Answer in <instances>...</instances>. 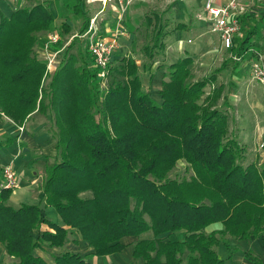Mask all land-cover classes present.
Masks as SVG:
<instances>
[{
  "label": "trees",
  "instance_id": "obj_1",
  "mask_svg": "<svg viewBox=\"0 0 264 264\" xmlns=\"http://www.w3.org/2000/svg\"><path fill=\"white\" fill-rule=\"evenodd\" d=\"M27 1L32 5L9 17L0 10V113L19 127L35 119L47 125L58 161L43 198L63 225L45 218L38 204L8 205L14 190H4L0 243L16 261L0 264H91L66 250L76 236L98 256L122 252L128 246L123 240L134 238L133 256L144 264H232L218 254L228 238H264V168L242 164L240 142L230 138L223 107L228 102L221 105L227 91L219 74L232 57L197 81L191 56L173 62L158 103L144 90L138 62L128 54L116 61L114 56L105 80L92 68L95 59L83 37L92 19L87 3H67V22L58 24L54 0ZM154 15L146 17L153 29L152 43L143 48L150 62L146 71L166 48L171 26ZM240 25L227 52L246 61L259 57L262 46L254 39L263 40L264 15L245 14ZM186 28L180 23L174 29ZM53 33L61 36L59 47L69 43L65 34L72 40L57 71L46 75L42 49ZM240 65L235 62V70ZM181 160L191 174L172 178ZM0 177L2 182V172ZM177 234H185V241L170 239ZM45 248L60 253L49 262L36 254ZM247 258L263 264L252 254Z\"/></svg>",
  "mask_w": 264,
  "mask_h": 264
},
{
  "label": "rangeland",
  "instance_id": "obj_2",
  "mask_svg": "<svg viewBox=\"0 0 264 264\" xmlns=\"http://www.w3.org/2000/svg\"><path fill=\"white\" fill-rule=\"evenodd\" d=\"M79 1L82 2L80 5L81 8H83V5L87 3V1L91 2V0H54L55 6H52V10L58 14V24L67 22L69 14L67 3L73 7L74 4L77 5ZM223 1L224 0H214V5L216 7H221L224 4ZM243 1L249 3L250 7L254 5L253 0ZM206 2L207 0H132L128 7L124 4L123 8L119 10V8L114 5L105 8L102 0H96L94 3H89L87 7L90 10L91 16L95 14L98 16V22L101 24L102 29L108 26L111 27L112 24L114 28L117 26L121 29L122 35L119 37V50L117 52L118 54L116 53L115 61L125 54L135 59L140 68L144 90L158 103L162 102L159 92L162 83L166 80L168 67L173 62L186 56H191L194 61H196L193 68V77L194 80L197 81L216 73L217 70L222 67L223 63H225V60L231 56L232 61H230L226 70L219 74L220 82L226 85L227 92H225V97L221 105L224 101L228 102V104L226 103L223 107L228 109L227 111L230 116V138H234L240 142L243 150L241 162L244 166L255 163L259 168L263 169L264 85L253 80L249 69H241L240 71L244 70V73L239 77L238 71L235 70V62L241 63L244 60L236 61L235 58L239 57H235V54L230 55V53L227 52L221 44L219 35L212 33L210 28L206 27V25L204 27L202 26V21L206 18L207 13L205 10ZM30 5H32V3L27 0H1L0 10L4 15L9 17L17 8ZM263 6H260V4L255 5L254 8L256 13L253 11L254 14L252 18H258L264 15L261 11ZM102 8L105 9H103L102 12H98ZM155 13L163 15L164 19L170 20L171 26L166 30L168 34L163 40L166 48L162 52L159 51L160 56H156L153 69L151 71H146L144 70V65L148 63L149 60L143 53V48L145 45L151 44L153 40V29L148 28L146 17H154ZM180 23L185 24L187 28L182 30L174 29L175 25ZM207 23L209 22L207 21ZM74 25H76V20L72 23V26ZM134 30L137 32L132 33ZM55 31L60 34V30ZM113 32H115V30ZM70 35L71 34H65V39L71 41L72 38ZM262 39V41H260L259 38L254 39L262 46L260 49L262 50L260 52L261 54L264 52V32ZM189 40H191V42H189ZM61 58L59 62H61ZM249 64L250 63L247 64V67ZM92 68H96L95 63L92 65ZM46 84L47 83H45V85ZM101 88L104 90V88H106L105 84L101 85ZM211 88L212 87H208L206 92H210ZM227 93L229 95H227ZM47 130L49 129L47 128ZM54 144L56 145V141ZM54 148L51 152H54ZM57 161L58 158L56 154L48 160V166L52 163L53 165L56 164ZM33 162V160H30V164L28 165H24V163H21V165L20 162L12 164L16 179H20V183L24 180L27 183L30 182V186L16 187L7 203L15 209L25 204H38L41 210L45 209L46 218L48 220L63 225L58 212L53 206H47L43 198L44 182L46 178L50 176L52 165L48 167L46 177L45 169ZM187 167L188 164L186 162L183 160L179 161L175 171L171 174L172 178L181 180L182 178L189 177L191 173ZM177 235L183 236L182 234ZM171 239L175 240L177 238L172 237ZM218 250L222 258H228V256H230L228 260L232 264H251L250 261L247 260V255L251 254L264 262V238H253L248 241H237L228 238L226 243L222 244ZM110 258L117 261L116 256H111Z\"/></svg>",
  "mask_w": 264,
  "mask_h": 264
},
{
  "label": "crops",
  "instance_id": "obj_3",
  "mask_svg": "<svg viewBox=\"0 0 264 264\" xmlns=\"http://www.w3.org/2000/svg\"><path fill=\"white\" fill-rule=\"evenodd\" d=\"M95 1L96 0H91V2L87 1V5H89V3H94ZM127 1L128 0H125L123 2V4H120L118 0H111L107 4V6L112 7V5H114V6L118 7L119 10H121L123 8V5L126 4ZM230 1L231 0H224L223 6L228 4ZM253 2H254L253 7H250V4L246 3V1L238 0V8L233 11L232 17L234 19L238 20L240 23L241 16H243L245 14L253 15L254 14L253 11H255V8H254L255 5L260 4V6H263V4H264V1H261V0H253ZM107 6L105 8H107ZM105 8H102L98 12H100V11L102 12L103 9H105ZM261 11L264 13V6H263ZM255 13H256V11H255ZM94 19H96L95 27L97 28L96 31L98 32L99 37L102 36L104 38H110L116 34L117 30H121L117 26H116V28H114L113 24L111 27L108 26L107 28L104 27L102 29L101 24L98 22V16H96V14L94 16H92L91 21ZM207 21L209 23H207ZM205 25H206V27H209L211 30L212 20H211V17L209 16L208 13H206V18H204V20L202 21V26L204 27ZM114 30H115V32H113ZM120 36H118V42H119ZM189 41H191V40H189ZM118 50H119V46L117 47V50L115 52V58H116V53L118 52ZM235 57H236V55H235ZM259 57H261V59L264 60V52H262V54L260 53ZM259 57L258 56L256 58L255 57H252V58L249 57L250 59H248V61L244 60L243 62H241V65L237 70L239 77H241V75H243V73H244V70H242V71H240V70L241 69H249L250 70V64H252V62L255 61V59H258ZM242 59H243V57L235 58L236 61H241ZM242 63H244V64H242ZM248 63H250V64L247 67ZM202 65H203V63H202ZM238 75H237V77H238ZM227 95H229V94L227 93ZM25 128L26 129H24V132L21 133L20 128L17 124H15L13 121H11L9 118H7L2 113H0V174L2 172V168L5 166L9 165L12 167V164H14L16 162H20V164L24 163V165H28V164H30V160H33L34 164H36L40 167H43L45 169V173H46L45 176L47 177L48 167H50L51 165H52L51 167H54L53 163L49 164V166H48V160L51 159V157L56 155V148H54V146H55L54 142L55 141L52 138V135L50 134V132L47 130V128H48L47 125L43 121H41V119H39V120L35 119V120L28 121L25 124ZM53 144H54V146H53ZM53 148H54V152H51V150H53ZM54 153H55V155H54ZM19 180L20 179H17V186L18 187L30 186V182L27 183L24 180V181H21V183H20ZM42 214L45 218L47 217L45 214V209H42ZM37 228H38V226H37ZM220 228H221V226L217 225V226H214L211 229H209V231L218 230ZM172 237H176L177 239L173 240V239H171ZM172 237L170 239L173 241L183 242V241H185L186 235L185 234H183V236L174 235ZM76 238L78 239V241L77 240L75 241L74 240L75 238H71V241L67 245L66 250L73 252V253L80 254L82 257H84L91 264H116V263L117 264H144L141 259H136L133 256V251L135 249V248H133V243L136 241V239H134V238H127V239L123 240L124 243L128 245L126 247V249H124L122 252H119L117 254L115 253L114 255H111V256H116L117 261L112 260L110 258L111 257L110 255L109 256L95 255V251L89 246L88 243H86L84 240H82L78 236H76ZM58 253H60V252L55 251V250H51V248L50 249L45 248L44 250L39 249L36 251L37 255L42 256L46 260H49V259L51 260V255L52 254H58ZM218 254H219V257L221 259H224V260H228V258L230 257V256H228V258H222L220 253H218ZM123 258H125V259H123ZM50 260H49V262L52 261V260L51 261ZM230 260H232V259H230ZM15 261H16L15 257L10 256L8 254V250L6 249V247L2 243H0V263H13ZM228 262H229V260H228ZM263 264H264V262H263Z\"/></svg>",
  "mask_w": 264,
  "mask_h": 264
},
{
  "label": "built area",
  "instance_id": "obj_4",
  "mask_svg": "<svg viewBox=\"0 0 264 264\" xmlns=\"http://www.w3.org/2000/svg\"><path fill=\"white\" fill-rule=\"evenodd\" d=\"M111 0H102L104 6ZM123 4L125 0H118ZM132 0L126 2V7L131 4ZM214 0H207L205 10L212 20L211 32L219 35L221 43L225 49H230L233 46L234 37L241 31V25L238 20L232 17L234 10L238 8V0H231L228 4L222 7H216ZM96 19L91 21L89 30L83 37L89 40V50L95 59V65L99 69V77L105 80L108 75V69L115 59V52L118 47V36L122 34L121 30H117L116 34L110 38H103L98 36L96 31ZM61 40L60 35L53 33L49 40L44 44L42 55L46 62V75L53 74L57 71L60 61V55L65 51L66 47L71 43H66L59 47ZM191 42V41H189ZM250 74L253 80L264 85V60L259 57L250 64ZM20 132H24L25 126L19 127ZM3 179L0 182V197L4 190L15 189L17 186V179L15 172L11 166L2 168ZM1 202V200H0Z\"/></svg>",
  "mask_w": 264,
  "mask_h": 264
}]
</instances>
